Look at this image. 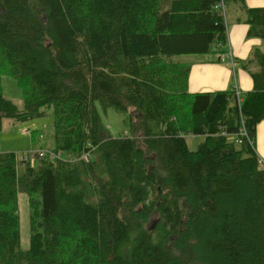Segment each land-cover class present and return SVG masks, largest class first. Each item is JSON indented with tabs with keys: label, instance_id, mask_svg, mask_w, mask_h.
Segmentation results:
<instances>
[{
	"label": "trees",
	"instance_id": "16d2710c",
	"mask_svg": "<svg viewBox=\"0 0 264 264\" xmlns=\"http://www.w3.org/2000/svg\"><path fill=\"white\" fill-rule=\"evenodd\" d=\"M227 2L261 41L247 60L252 90L190 93L192 63L177 57L228 54ZM2 76L21 90V110L3 97ZM99 109L122 114L128 130L113 137ZM49 111L58 158L23 160L18 174L16 155L0 153V264H264L255 151L264 7L0 0V132L4 119L23 124ZM190 136L202 138L194 151ZM19 190L33 209L26 250Z\"/></svg>",
	"mask_w": 264,
	"mask_h": 264
},
{
	"label": "rangeland",
	"instance_id": "374dc122",
	"mask_svg": "<svg viewBox=\"0 0 264 264\" xmlns=\"http://www.w3.org/2000/svg\"><path fill=\"white\" fill-rule=\"evenodd\" d=\"M262 2L264 3V0ZM233 7L235 8L234 4L231 2H227L224 6L223 11L225 13V21H228L230 19V8ZM249 39L260 41L257 38L250 37ZM237 42L239 43V41ZM205 56L207 58V56L214 57L215 55L206 54L194 56H180L177 58L178 60L193 62L199 61L200 59H205ZM214 63L217 64V61L215 60ZM223 64L229 67L227 64ZM209 74L210 72H206L203 74V76H207ZM214 77V74L212 76H207L202 81H200L199 84H209L207 82L213 79ZM1 89L4 98L12 101L19 110L23 108L21 90L17 87L15 81L11 77L2 76ZM230 89L231 86H228L227 90ZM232 104L233 97L231 96L229 99V105L231 106ZM99 114L103 123L108 127L109 132L113 137H117L128 130L126 119L122 114L115 113L110 109L106 112H103L99 109ZM2 126L3 128L0 132V153H14L16 155V159L18 162V174H21L22 172L21 162L23 160H28L32 166H35L39 162L38 153L49 152L54 147L53 117L51 111H49L48 114L42 119L25 122L23 124L14 122L11 119H4ZM258 138L259 140H261L262 134H259ZM201 140V137L194 138L190 136L186 138V143L188 145V148L191 151H194L196 149L197 144L201 142ZM63 158H65L64 155ZM259 158L264 165V156L259 155ZM29 198L31 197L28 196L26 193L22 192L21 190L17 192V209L20 218V248L22 250H26L29 247V218L33 213V209L29 206ZM32 198L37 200V196H32Z\"/></svg>",
	"mask_w": 264,
	"mask_h": 264
},
{
	"label": "crops",
	"instance_id": "0c3cea01",
	"mask_svg": "<svg viewBox=\"0 0 264 264\" xmlns=\"http://www.w3.org/2000/svg\"><path fill=\"white\" fill-rule=\"evenodd\" d=\"M262 1L245 0V3L247 8H263L264 3ZM235 8H230V19L226 21L229 43L228 54H217L214 57L207 56V58L205 56V59H200L205 61L199 60L191 62L192 65L188 76V91L190 93L226 91L228 86H231V90L233 89L236 95L252 90L253 84L250 73L255 70V66L252 64L248 65L246 62L251 52L261 47V41L251 40L246 36L248 26L245 24V15ZM220 56H224V59L220 60ZM213 59L217 61V64L214 63L215 60ZM231 59H233V62ZM206 72H210L207 76L214 74L215 77L207 82L209 84H199L200 81L207 77L203 76ZM263 123L261 122L257 126L255 135V151L258 157L259 155L264 156ZM259 134H262L261 140L258 138Z\"/></svg>",
	"mask_w": 264,
	"mask_h": 264
},
{
	"label": "built area",
	"instance_id": "2783aa9c",
	"mask_svg": "<svg viewBox=\"0 0 264 264\" xmlns=\"http://www.w3.org/2000/svg\"><path fill=\"white\" fill-rule=\"evenodd\" d=\"M220 59L223 60V59H224V56H220ZM231 61L233 62V59H231ZM239 131H240V134H241V135L246 136V131H245V129H244L243 126L240 128ZM236 141L241 142V140H236ZM236 143H237V142H236ZM44 156H49V157L52 158V159H56V158H58L57 155H55V154H53V153H51V152H39V153H38V157H39V158H43ZM87 157H88V155H86V156H84V157H82V158L85 159V158H87ZM260 162H262V161L260 160Z\"/></svg>",
	"mask_w": 264,
	"mask_h": 264
},
{
	"label": "water",
	"instance_id": "95a60500",
	"mask_svg": "<svg viewBox=\"0 0 264 264\" xmlns=\"http://www.w3.org/2000/svg\"><path fill=\"white\" fill-rule=\"evenodd\" d=\"M152 229V228H151Z\"/></svg>",
	"mask_w": 264,
	"mask_h": 264
}]
</instances>
